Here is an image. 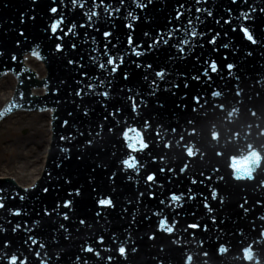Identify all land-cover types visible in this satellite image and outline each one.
<instances>
[{"label": "water", "instance_id": "1", "mask_svg": "<svg viewBox=\"0 0 264 264\" xmlns=\"http://www.w3.org/2000/svg\"><path fill=\"white\" fill-rule=\"evenodd\" d=\"M29 56L27 64L40 73H47L43 63ZM17 88V80L7 75L0 80V108L11 98ZM41 94L44 89L35 88ZM51 111L10 115L0 124V178L13 176L18 183L30 186L40 177L51 140Z\"/></svg>", "mask_w": 264, "mask_h": 264}, {"label": "snow or ice", "instance_id": "2", "mask_svg": "<svg viewBox=\"0 0 264 264\" xmlns=\"http://www.w3.org/2000/svg\"><path fill=\"white\" fill-rule=\"evenodd\" d=\"M118 2H123V0H118ZM201 2H202V0H197V3H201ZM151 3H153V0H143V3L137 4V7H147ZM72 4H73V7H76L77 6L76 0H72ZM92 4H93L92 10L87 13V16H88L89 21H91L94 17H98L100 15H105V14L109 15V18H112L114 16L115 12H118L120 10L119 8H115L114 9L111 5H105L103 3V0H100L99 4H97L96 0H92ZM79 6L80 7H84L83 4H80ZM98 7L101 9V11H99V12L96 10ZM181 7H183V6H181ZM50 11L52 13H56L57 12V8L56 7H52L50 9ZM196 11H204L207 15H209V16L212 15L211 11H209L208 9H200V8H197ZM255 11H257V9L253 8V9H251L248 12H242L241 13V18L244 19L245 21H247V20H249V19L252 18V13H254ZM259 11L264 12V9H259ZM181 14H182L181 12H179V11L177 12V19H179V16ZM128 17L131 18L132 20L138 19V17H135L131 12L128 13ZM189 26L191 27V21L190 20H189ZM126 27L131 28L132 27V24H127ZM51 30L53 32H55L57 30V23H53L51 25ZM240 30L243 32V35H244V37L246 38L247 41H249L252 44H256L257 43V39L254 37L253 33L251 32V30L248 27L244 26ZM185 34L186 35H191V36L194 37V36H196L197 33L195 31H189V29H185ZM20 35H24V34L23 33H20ZM104 35H105V37H108L109 35H111V33L110 32H105ZM154 42H157V43L158 42H163V43L167 44L168 43V40L167 39H164L162 41H157L154 38ZM185 42L186 41H184L182 39L178 43H185ZM128 44H129V46L132 45V38L131 37L128 38ZM56 50L57 51H61L62 49L60 48L59 45H57ZM179 51L182 53L184 51V48L181 47L179 49ZM33 54L35 55L36 53L34 52ZM248 55H251V53H248ZM115 59L122 60V57H116ZM68 63L69 64H72L74 62L71 61V60H69ZM113 63H114V58L110 57L107 60V64L111 65ZM100 66L103 67V65H100ZM149 67H150V65H149ZM234 67H235V65H233V64L227 65V68L229 70V74L230 75H231V72H232V70H233ZM211 68H212L213 71H216V64L214 62L211 64ZM111 71L112 72H115L116 69L113 67L111 69ZM205 75H207V73H205ZM156 76L158 78H160V79H163L164 76H165V72L163 70L158 71L156 73ZM125 78H127V77H125ZM91 87L92 86L90 85L89 88H91ZM127 91L128 92H131V89H128ZM100 94L104 97L105 100L108 99V96H109V92L108 91H105V92L100 93ZM75 95L81 96V93L79 91H77L75 93ZM137 96H139V93L135 94L134 96L130 95L128 97V99H129V101L131 102V105H132V111H133V113H136L137 112V104H136V97ZM198 99H199V97H194V100H198ZM140 104H141V106H143V100L140 101ZM159 106L160 107H163L162 104H160ZM69 115L71 116L72 113H69ZM83 115L84 116H87V115H89V113L87 111H84L83 112ZM68 123L69 122L67 120L63 122V124L66 127L68 126ZM144 125L147 126L148 125V121H145L144 122ZM137 133H140V129H138V128H129V129H127V131H123L122 137H123V140L126 142V149L127 150H129L128 144H129V136H130V134H137ZM140 134L142 135V133H140ZM81 135H83V133H81ZM60 139L61 140H66L68 142H71V137L70 136H62ZM87 143H88V145L90 147L92 146V140L91 139H89L87 141ZM60 151H63L65 153H69L71 151V149L70 148H62V149H60ZM134 151L135 150H131V152H134ZM68 158L71 159L70 156ZM121 164H122V169L125 172H127L128 170H134L138 174L139 165H138V161L136 160L135 156L128 155L127 158H125V159H123L121 161ZM110 179H114V176L113 177H110ZM129 179H131V175H129ZM153 179H154V176L153 175H148L147 176V180L148 181H152ZM192 183H196V181L193 180ZM25 191H28V189H25ZM44 191L47 192L48 189H44ZM79 194H80L79 193V190H77V192L75 193V195H79ZM217 195H218L217 191L215 189H213L211 191V199L216 200L217 199ZM18 198L21 199V200L24 199V197L22 195H18ZM182 198H183L182 196H177L175 194L171 196V200L173 202L179 201ZM219 202L221 204H223V200L222 199H220ZM71 203H72V201L71 200H68V201L63 202V205L62 206L64 208H69L71 210V208H70ZM245 204H246V202H245ZM245 204H242L241 205V208H243L244 211L246 212V211H248V209L245 207ZM98 206L99 207H111L112 206V200H111V198H108V199H99L98 200ZM205 207L208 208V205L205 204ZM0 208H4L2 189H0ZM208 211L211 212L212 209L211 208H208ZM20 214L21 213H20L19 210H14L13 211V215H20ZM44 215H52V213H49L47 210H45ZM100 215H101L100 211H97L96 216L99 217ZM154 215H159V213H154ZM62 219L63 220H68L69 219L68 213H63L62 214ZM260 219L264 220V217H260ZM37 223H39V222H37ZM79 223L80 224H84L85 221L83 219H81L79 221ZM213 223H215V219H213ZM17 227H19V226H17ZM189 227H196V225H190ZM58 228L60 230H63V231H65L67 229L66 226L63 223L59 224L58 225ZM2 230L3 229H0V231H2ZM165 230L169 234L173 233V231H174V226L169 225L168 220H167L166 217L165 218H161L159 220L158 228H157V231H160V232L165 231ZM14 231H15V229H14ZM240 234L242 235L243 233L241 232ZM149 238L150 239H155V234H152ZM30 240H31V243L32 244H36L37 243V240L34 237H30ZM101 243H102V238H101ZM201 243H203V241H201ZM40 247L41 248H44V244L41 243L40 244ZM84 250L85 251H88V252H92L93 251V248L90 247V246H88V247H85ZM136 250L137 249L135 247H132L131 248V251H133V252L136 251ZM245 250H247V249H245ZM118 251H119V254L126 259V255H125L126 248H125V246H120L119 249H118ZM37 255H39V254H37ZM96 255L99 256V252H97ZM78 259H79V257H78ZM109 259H111V257H109ZM10 264H17V256L16 255H13L11 257Z\"/></svg>", "mask_w": 264, "mask_h": 264}, {"label": "clouds", "instance_id": "3", "mask_svg": "<svg viewBox=\"0 0 264 264\" xmlns=\"http://www.w3.org/2000/svg\"><path fill=\"white\" fill-rule=\"evenodd\" d=\"M251 159L253 160H258L259 157L256 156V153L253 152L252 154V157ZM239 171V169H238ZM245 171L247 172L248 174V177L251 178V170L249 169H245ZM236 179H240L241 177L237 176V177H234ZM223 250V249H222ZM244 256L247 258V260L251 261V260H256V264H259V260L255 257V253L251 250V248L247 249V250H244Z\"/></svg>", "mask_w": 264, "mask_h": 264}]
</instances>
